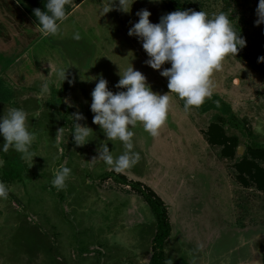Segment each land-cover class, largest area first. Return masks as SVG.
Returning a JSON list of instances; mask_svg holds the SVG:
<instances>
[{
	"label": "crops",
	"instance_id": "0c3cea01",
	"mask_svg": "<svg viewBox=\"0 0 264 264\" xmlns=\"http://www.w3.org/2000/svg\"><path fill=\"white\" fill-rule=\"evenodd\" d=\"M78 1L66 13V19L58 22V32L54 36H46L41 34L37 22L17 0H0V92L6 94V97L0 96V116L11 107L23 108L28 112L29 128L36 133L32 151L38 155L34 157L31 167L13 149L7 153L0 152V159L5 161L0 168V183L8 187L7 197L0 198V238L12 229L28 233V249L22 252L20 259L10 261L20 264L32 255L39 264H57L63 261L64 254H70V259L75 261V255L80 253L82 257L97 263L149 264L157 227L155 214L141 194L111 176V173H115L125 175L129 180L147 183L167 205L171 233L164 245L165 264H168V242L175 243L177 249L188 247L189 253L178 264H251L254 257L236 250L240 247L237 244L228 252L229 256L214 253L212 237L207 234H204L206 239L201 237L200 227L196 223H189L188 216H182L180 208L190 206L189 203L186 206L184 191L175 189L179 186L178 178L172 177L169 185L160 186L148 183L146 176L136 172L124 170L117 173L102 160L94 159L98 158L97 148L104 135L99 140L98 137L92 138L83 146L73 143L72 132L67 128L61 109L52 108L51 102L58 101L65 108H72V114L79 112L84 119L78 122L96 131L98 126L93 123L94 114L81 105L82 101L87 102L82 97L86 92L80 91L78 85L84 87L82 79L85 77L75 75L69 62L72 61L74 66L78 63L80 67L90 57L89 65L82 66V70L89 71L90 79H95L98 74L94 56L101 50L105 53L104 42H100L98 37H92L90 41L89 37L81 34L83 32L61 30L75 8L88 0ZM94 2L101 8L111 4V0ZM76 34L79 39L74 38ZM73 39L79 45L77 50H73L77 54L74 59L71 50L65 51V44ZM44 40L49 41L52 53L48 45L43 44ZM87 44L91 45V50L89 46L85 47ZM112 47L115 50L116 43ZM86 54L90 56L86 58ZM32 57L34 61L31 62ZM61 70L66 73L64 82L58 76ZM45 84L47 91H44ZM54 95L56 98L52 99ZM30 100L38 105H30ZM71 103H76V106ZM35 112H39V116L33 118ZM3 143L4 138L0 136V145ZM60 164L69 167L71 175L66 187L57 190L51 185V169ZM37 187L44 192L46 202L43 206L32 200L31 190L37 191ZM188 200L192 199L188 197ZM235 222L237 230L240 226ZM148 227L151 228L150 234ZM48 232L53 234L55 243H48L43 238V233ZM36 234L41 236L42 241L30 242ZM196 237L198 242H194ZM58 243H63L66 249L55 250ZM189 247L195 251L190 253ZM181 254L184 256L183 252ZM3 257V250H0V263Z\"/></svg>",
	"mask_w": 264,
	"mask_h": 264
},
{
	"label": "rangeland",
	"instance_id": "374dc122",
	"mask_svg": "<svg viewBox=\"0 0 264 264\" xmlns=\"http://www.w3.org/2000/svg\"><path fill=\"white\" fill-rule=\"evenodd\" d=\"M94 1L97 0L82 2L78 8H75L70 18L62 24L61 30H69V32L71 30L72 33L83 32L81 34L89 37L90 41L95 36L98 40L100 39V42L103 40L105 53L101 50L99 54H95L94 66L98 76L103 75L108 81L109 90L113 92L121 90L115 87L120 79L118 74L120 69L123 71L132 66L145 75L153 91L160 94L170 91L167 87V78L161 76L160 72L171 65L166 63L161 70H155L146 65L145 61L149 57L141 42L137 37L128 35L129 28L138 22L139 17L136 15L138 11L149 10L150 21L159 23L161 16L176 10H203L209 16L228 10L224 0H135L132 7L130 0V12L118 10L117 4V7L103 15V8L96 6L97 2ZM234 1L236 4L233 10L235 20L238 21L235 27L245 38L246 46L240 49L237 55L230 54L225 57L221 70L213 73L214 88L211 96L218 95L232 106L236 114V123L231 124L226 118L216 117L217 112L214 110L201 112L193 107L185 111L184 101L175 93H169L168 115L160 129V134L152 137L139 124L133 129L134 151L139 154V160L127 170L146 176L148 183L151 182L153 185L166 186L170 184L172 177L178 178L179 186L175 189L184 191L187 197L184 201L186 206L188 203L190 206L180 208L179 211L182 210V216H188L189 223H193L192 225L196 223L200 227L201 237L206 239L207 236L204 234L212 237L214 253L219 252L229 256L228 252L237 244L240 247L236 250L243 255L254 257L251 264H262L261 256L264 252V63L259 62L258 58L264 56V24L259 26L255 24L259 0ZM75 2L79 1L69 0V3L65 5L66 10H70ZM44 41L43 44L50 48L49 41ZM115 43L117 48L113 50L111 46ZM77 45L75 39L70 40L68 44H65V51L71 50L73 53L75 52L73 50H77L76 47L79 46ZM86 46H89L91 50L90 44ZM37 50L40 51L41 48ZM50 53H52L51 48ZM76 55L71 54L73 59ZM89 56L86 54V58ZM32 61H34L33 57ZM71 63L72 61L69 64L73 67V73L80 78L85 77L82 79L84 87L78 85V89L86 92V95L82 97L87 102L82 101V107L90 109L91 92L96 81L90 79L89 71L82 70L84 69L82 66L89 65L90 57L85 59V62H80V67L78 63L75 66ZM58 91L56 88V92ZM3 95L6 97V94ZM55 98L54 95L52 99ZM29 104L34 107L38 105L31 100ZM71 104L76 106V103ZM51 105L54 109H61L67 128L72 132L75 125V119L70 113L72 108H65L58 101H52ZM63 110H67L66 115ZM98 128L89 139L98 137L99 140V137L104 135L101 128L99 126ZM103 138L105 141V135ZM100 140L103 142L102 139ZM108 147L110 151L115 150L114 155L123 151L120 141H115V144L108 141ZM195 192L197 194H194ZM43 193L41 187H37V191L31 190L32 200H36L40 206L46 202ZM188 197L194 201H189ZM235 220L238 226L243 227L242 232L240 227L235 229L237 228ZM147 230L150 234L151 228L148 227ZM43 238H46L48 243H55L53 234L50 232L43 233ZM32 241L41 242V236L36 234L30 239V242ZM198 241L196 237L194 242ZM28 245L27 231L14 229L6 231L5 237L0 238V250H3L5 255L2 264H15L10 260L18 257L20 259L22 252L28 249ZM167 248L168 264H178L189 253L188 247L183 250L181 247L177 249L172 242L167 243ZM189 248L190 253L195 251L193 247ZM54 249L64 250L66 247L63 243H58ZM175 254H178V257H175ZM64 255V262L57 264H115L114 262H92L89 258L82 257L80 253L75 255L77 256L75 261L70 259V254ZM20 264L39 263L35 261L34 256L30 255Z\"/></svg>",
	"mask_w": 264,
	"mask_h": 264
},
{
	"label": "clouds",
	"instance_id": "9594fccd",
	"mask_svg": "<svg viewBox=\"0 0 264 264\" xmlns=\"http://www.w3.org/2000/svg\"><path fill=\"white\" fill-rule=\"evenodd\" d=\"M134 2L131 0V7ZM68 3L69 0H45V10H33L42 35L54 36L58 32V22L66 19L65 5ZM117 4L118 10L130 12V0H111V5L102 9L103 15ZM136 15L138 22L129 28L128 35L137 37L141 42L149 57L146 65L155 70H161L166 63L171 65L160 72L167 78L170 91L165 94L153 91L145 75L133 66L123 71L120 69V79L115 87L121 90L117 92L109 90L108 81L102 74L92 79L96 81L90 104L93 123L106 136L97 148L98 158L94 159L102 160L117 173L131 168L139 160L133 144V129L138 124L152 137L160 134L168 115L169 93H175L184 101L185 111L199 107L213 94V73L221 70L225 57L237 55L246 46L245 38L236 30L238 21L232 19V13L230 18L226 12L209 16L203 10H176L161 16L159 23L150 21L151 12L147 9L138 11ZM256 15V26L264 24V0H259ZM74 38L79 39V35H74ZM258 61L264 63V56ZM58 76L63 82L67 78L64 70L59 71ZM44 91H47V84ZM28 115L23 108L11 107L0 116V136L4 138L0 152L7 153L13 149L32 167L34 157L38 155L32 151L36 133L29 128ZM32 115L35 118L39 112ZM72 115L75 119L71 133L73 143L83 146L92 140L89 137L94 131L78 122L84 119L79 112ZM108 141L114 144L120 141L123 151L114 155L115 150L110 151ZM4 164L5 161L0 159V168ZM51 174L52 187L62 190L66 187L71 169L60 164L51 169ZM7 195L8 187L0 183V198Z\"/></svg>",
	"mask_w": 264,
	"mask_h": 264
},
{
	"label": "trees",
	"instance_id": "16d2710c",
	"mask_svg": "<svg viewBox=\"0 0 264 264\" xmlns=\"http://www.w3.org/2000/svg\"><path fill=\"white\" fill-rule=\"evenodd\" d=\"M24 10L37 22L36 17L33 14V10L40 8L45 10V0H17ZM228 5V10L226 13L229 14L232 19H236L234 14V6L236 2L234 0H224ZM69 10H66V13ZM0 96L3 93L0 92ZM198 108L201 112H208L214 110L217 112L216 117L227 119L231 124L236 123V114L232 109V106L223 101L218 95H213L207 98L202 105ZM115 179L121 183L130 185L135 191L141 194L145 200L149 203L152 211L155 214L157 220L156 233L153 239V254L149 264H165V251L164 245L171 233V222L169 218V213L167 205L164 200L149 186L145 185L140 181L129 180L125 175L111 173ZM2 264V263H0Z\"/></svg>",
	"mask_w": 264,
	"mask_h": 264
},
{
	"label": "flooded vegetation",
	"instance_id": "af4514ba",
	"mask_svg": "<svg viewBox=\"0 0 264 264\" xmlns=\"http://www.w3.org/2000/svg\"><path fill=\"white\" fill-rule=\"evenodd\" d=\"M262 264H264V252L262 253Z\"/></svg>",
	"mask_w": 264,
	"mask_h": 264
}]
</instances>
